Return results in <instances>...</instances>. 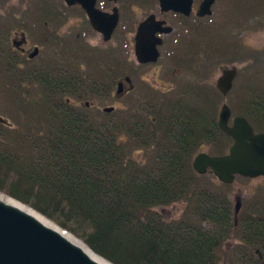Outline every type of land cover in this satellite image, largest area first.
<instances>
[{"label": "trees", "instance_id": "trees-1", "mask_svg": "<svg viewBox=\"0 0 264 264\" xmlns=\"http://www.w3.org/2000/svg\"><path fill=\"white\" fill-rule=\"evenodd\" d=\"M39 43L46 52L47 41ZM79 52H61L54 69L48 58L28 68L15 55L7 69L0 61V191L114 264H264V182L235 217L233 183L192 166L200 150L222 154L232 142L218 125V90L199 81L181 100L106 113L88 97L111 90L100 81L108 70L123 74L125 58L89 45ZM244 67L251 101L230 103L231 112L264 131V57ZM174 202L183 208L167 217L163 208Z\"/></svg>", "mask_w": 264, "mask_h": 264}, {"label": "flooded vegetation", "instance_id": "flooded-vegetation-1", "mask_svg": "<svg viewBox=\"0 0 264 264\" xmlns=\"http://www.w3.org/2000/svg\"><path fill=\"white\" fill-rule=\"evenodd\" d=\"M3 1L0 0V61L6 69L11 55L16 56L18 67L35 66V60L45 53L40 39L47 41L46 55L52 69L56 64L60 67L64 61L61 52L70 54L79 50L84 54L86 45H89L109 55L125 58L126 71L123 74L116 76L108 70L105 73L107 82L100 81L101 88L111 89L100 92L102 97L111 99L105 105L116 108L127 98L131 108H135L141 104L163 102L167 95H175L181 100V95L199 81L218 90L216 102L220 105L251 101L246 96L245 87L232 94L237 89L235 82L240 69L236 59L245 52L242 28L247 22L253 23L257 16L264 15V0H212L209 11L205 13L198 12L203 0H189L187 12L164 9L160 0H94V7L103 13L105 21L111 22L117 11V22L108 38L94 27L87 8L78 1L30 0L24 6L20 2L13 6L14 17L9 18L12 26H8L6 21L7 8L15 5L16 1ZM181 2L187 8L188 0ZM43 5L46 6L47 20L41 30L44 36L40 38L38 8L43 10ZM151 44L158 51L157 58L140 61L138 50ZM34 51L36 53L31 55ZM217 62L220 74L214 79L209 73H214L211 67ZM224 66L237 67L226 94L217 87V79ZM149 70H152L150 79L146 76ZM119 81H122V90L116 93ZM206 101L213 102L214 99L207 98ZM91 103L94 104L93 101Z\"/></svg>", "mask_w": 264, "mask_h": 264}, {"label": "water", "instance_id": "water-1", "mask_svg": "<svg viewBox=\"0 0 264 264\" xmlns=\"http://www.w3.org/2000/svg\"><path fill=\"white\" fill-rule=\"evenodd\" d=\"M67 1L69 3L74 1L82 3L87 8L94 27L103 31L105 38L110 36L117 22V11L114 19L108 22L103 19V13L94 7V0L91 2H86V0ZM211 1L203 0L198 12H208ZM160 3L164 9L174 8L187 12L190 1L187 2V8L182 5L181 0H160ZM145 24L146 22L140 29H143ZM35 53L34 51L31 55ZM157 56L158 51L153 44L143 45L137 52L140 61L154 60ZM236 72V66L221 68L217 87L223 94H226L230 89ZM126 79L129 80L128 77ZM121 90L122 81H119L116 93ZM113 109V105L103 107V110L108 112ZM230 118L231 109L227 103H223L219 110L218 125L232 138L228 150L222 154H209L206 151L197 152L192 161L193 168L198 173L211 170L219 180L228 183L235 180L236 174L249 177L264 176V131H255L243 115H234L229 122ZM14 199L23 203L16 198ZM240 205V200L236 198L234 203L235 217ZM56 225L62 228L58 224ZM85 245L95 252L88 244L85 243ZM106 260L110 264H114L110 260ZM0 264L104 263L93 258L88 250L71 241L60 229L45 224L29 210L0 197Z\"/></svg>", "mask_w": 264, "mask_h": 264}, {"label": "rangeland", "instance_id": "rangeland-1", "mask_svg": "<svg viewBox=\"0 0 264 264\" xmlns=\"http://www.w3.org/2000/svg\"><path fill=\"white\" fill-rule=\"evenodd\" d=\"M12 1H16L15 5L11 4L13 6L19 5L20 2H21V5L24 6L26 1H30V0H12ZM26 7L32 8L33 6H29L26 4ZM252 22L253 23L247 22L246 25L243 26L242 31H241L245 52H244V55L242 57L236 59L237 63L239 64V67H240V69H239L240 73H239V77H238L237 81L235 82V84H236L235 87H237V89H235L232 92V94L233 93L236 94V92L239 93L240 92L239 88H241V86L244 85L245 82L247 83L250 80V77L246 74L245 70H242L243 68H245L244 66H245L246 62H248L249 64L251 62H254L255 57L258 54H261L264 57V15L262 17L257 16L256 19L254 18L252 20ZM47 51H48V48H46V52ZM247 51H248V53H247ZM46 52L44 54L40 55L41 58H48V55H46ZM247 59H248V61H247ZM39 60H40V57L38 59H36L35 61L37 62ZM222 62L223 61H220L219 63H222ZM219 63L217 62L214 66L211 67V70L214 73H209L210 77H212V75L214 76V79H216V77L220 74V68L218 67ZM152 70H149L148 74H146V76H149L148 79H150L152 76L151 75ZM214 79L212 78L213 81H214ZM88 99L92 100L94 102V104L97 107H99L101 110H102L103 105L111 102L110 98L102 97V96L96 97V96L92 95V96L88 97ZM127 104H129V101L126 98V99L122 100L119 104H117V107H121V106H124ZM232 104H235V103H232ZM229 105H230V103H229ZM219 107H220V103H218V109H219ZM263 178H264L263 176L253 177L252 179L236 178V180L233 182V187L231 188L233 203L235 202L236 197H238L240 202H242L245 197H247L252 191H254L255 187H257V185L260 182H264ZM3 193H5V192H3ZM182 208H183V206L180 202H174V203H171V204L165 206L163 208V212L167 217L177 216L180 213V211L182 210Z\"/></svg>", "mask_w": 264, "mask_h": 264}, {"label": "bare ground", "instance_id": "bare-ground-1", "mask_svg": "<svg viewBox=\"0 0 264 264\" xmlns=\"http://www.w3.org/2000/svg\"><path fill=\"white\" fill-rule=\"evenodd\" d=\"M0 197L9 201V202H12V203H15V204H18L19 206H21L22 208L26 209V210H29L30 212H32L34 215H36L40 220H42L45 224L47 225H50L52 227H55V228H58L60 229L71 241L79 244L81 247H83L85 250H88V252L92 255L93 258H95L96 260L104 263V264H110L106 259H104L103 257L99 256L98 254H96L95 252H93L92 250H90L86 245L85 243L80 240L79 238H77L76 236H74L73 234H71L70 232L58 227L53 221H51L49 218H47L46 216L42 215L41 213L33 210L31 207L27 206V205H24L23 203H20L19 201L15 200L13 197L3 193L0 191Z\"/></svg>", "mask_w": 264, "mask_h": 264}]
</instances>
